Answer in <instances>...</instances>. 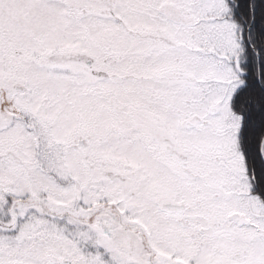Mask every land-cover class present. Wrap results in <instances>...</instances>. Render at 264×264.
I'll return each mask as SVG.
<instances>
[{"label":"snow or ice","instance_id":"1","mask_svg":"<svg viewBox=\"0 0 264 264\" xmlns=\"http://www.w3.org/2000/svg\"><path fill=\"white\" fill-rule=\"evenodd\" d=\"M0 264H264V0H0Z\"/></svg>","mask_w":264,"mask_h":264}]
</instances>
